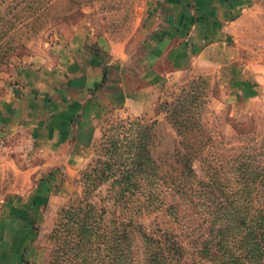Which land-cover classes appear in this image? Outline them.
Returning <instances> with one entry per match:
<instances>
[{"label":"rangeland","instance_id":"1","mask_svg":"<svg viewBox=\"0 0 264 264\" xmlns=\"http://www.w3.org/2000/svg\"><path fill=\"white\" fill-rule=\"evenodd\" d=\"M26 1L0 0V45L5 44L0 51V100L10 86L22 81L26 69L63 64L61 57L70 48L89 44L96 50L108 46L141 51L150 12L166 9L165 0H38L25 9L22 6ZM251 22L239 20L237 31L222 50L221 63L193 60L183 70L169 74L156 87L150 113L102 111L92 124L83 158L70 169L52 159L49 151L46 153L28 135L24 138L25 131L13 132L0 125V218L15 213L26 217L30 244L41 247L46 254L43 260L23 264H88V247L81 252L71 250L67 241H73L75 236L60 225L65 221L64 211L83 194L82 172L102 155L101 144L122 121L136 117L156 121L155 154L162 162V172L172 170L170 155L179 145L168 115V108L178 101L194 111L200 121L195 136L202 145L192 162L198 176L211 170L208 162L212 166L225 163L244 148L264 152V18H253ZM156 66L171 68L166 58ZM38 189L42 205L35 207L31 202ZM106 192L107 186L102 184L91 198L108 206L107 217H132L148 231L158 226L171 227L187 249L185 259L192 261L193 241L202 232L192 207H182V220L177 223L163 209H138L139 201L128 208L115 206L105 199ZM8 225L14 227L13 222ZM26 234L10 244L24 249ZM83 257L86 260L82 261Z\"/></svg>","mask_w":264,"mask_h":264},{"label":"trees","instance_id":"2","mask_svg":"<svg viewBox=\"0 0 264 264\" xmlns=\"http://www.w3.org/2000/svg\"><path fill=\"white\" fill-rule=\"evenodd\" d=\"M168 115L179 137L169 172L155 154V120L122 121L101 144L102 155L82 172L83 194L64 211L60 226L75 236L70 249L87 246L88 264H264V152L244 148L225 163L208 162L211 170L198 176L192 162L202 145L195 136L200 121L181 101ZM102 184L113 205L139 201L138 209H163L177 223L182 207H192L202 228L192 261L171 227L148 231L132 217H107L108 206L91 198Z\"/></svg>","mask_w":264,"mask_h":264},{"label":"crops","instance_id":"3","mask_svg":"<svg viewBox=\"0 0 264 264\" xmlns=\"http://www.w3.org/2000/svg\"><path fill=\"white\" fill-rule=\"evenodd\" d=\"M165 3L164 12H150L148 33L139 52L108 46L96 50L88 44L70 48L61 57L63 64L26 69L22 81L10 86L0 100V125L13 132L25 131L24 138L28 135L52 159L70 169L83 158L92 124L102 111L150 113L156 87L169 74L183 70L193 60L221 63L222 50L237 31L239 20L264 18V0ZM162 58L170 62V69L156 66ZM40 195L38 189L31 202L35 207L42 205ZM11 222L14 227L8 225ZM27 225L26 217L18 213L0 218V264L43 260L46 254L30 244ZM24 233H28L24 249L10 244Z\"/></svg>","mask_w":264,"mask_h":264}]
</instances>
